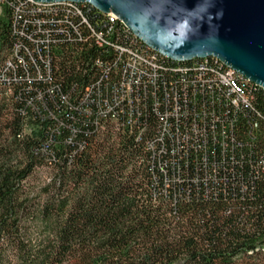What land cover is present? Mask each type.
<instances>
[{
	"label": "trees",
	"instance_id": "16d2710c",
	"mask_svg": "<svg viewBox=\"0 0 264 264\" xmlns=\"http://www.w3.org/2000/svg\"><path fill=\"white\" fill-rule=\"evenodd\" d=\"M229 68L0 0V264H264V89Z\"/></svg>",
	"mask_w": 264,
	"mask_h": 264
},
{
	"label": "water",
	"instance_id": "95a60500",
	"mask_svg": "<svg viewBox=\"0 0 264 264\" xmlns=\"http://www.w3.org/2000/svg\"><path fill=\"white\" fill-rule=\"evenodd\" d=\"M111 12L173 61L215 57L264 89V0H32Z\"/></svg>",
	"mask_w": 264,
	"mask_h": 264
},
{
	"label": "rangeland",
	"instance_id": "374dc122",
	"mask_svg": "<svg viewBox=\"0 0 264 264\" xmlns=\"http://www.w3.org/2000/svg\"><path fill=\"white\" fill-rule=\"evenodd\" d=\"M37 174H35L34 177L31 178L30 184L36 185L38 181L40 180V176L44 174V168H39L36 170Z\"/></svg>",
	"mask_w": 264,
	"mask_h": 264
},
{
	"label": "bare ground",
	"instance_id": "6f19581e",
	"mask_svg": "<svg viewBox=\"0 0 264 264\" xmlns=\"http://www.w3.org/2000/svg\"><path fill=\"white\" fill-rule=\"evenodd\" d=\"M55 3H58V2H55ZM55 3H52V4H55ZM40 4V3H38ZM84 4V3H82ZM93 7V6H92ZM106 13V12H105ZM108 15V17L111 19V12H108L106 13ZM120 22H122L120 19H118ZM123 23V22H122ZM124 24V23H123ZM125 25V24H124ZM140 39V38H139ZM142 41V40H141ZM143 42V41H142ZM144 43V42H143ZM145 44V43H144ZM146 45V44H145ZM147 46V45H146ZM151 48V47H150ZM153 49V48H152ZM154 50V49H153ZM155 52H157L156 50H154ZM158 53V52H157ZM212 57V56H211ZM215 58V57H213ZM216 59V58H215ZM221 62V61H220ZM226 65V64H225ZM231 72H235L236 74H238L236 71H234L231 67L229 68L228 72L227 73H231ZM238 75H241L240 73ZM243 76V75H242ZM244 77V76H243ZM245 78V77H244ZM247 79V78H246ZM248 80V79H247ZM249 81V80H248ZM251 82V81H250Z\"/></svg>",
	"mask_w": 264,
	"mask_h": 264
},
{
	"label": "built area",
	"instance_id": "2783aa9c",
	"mask_svg": "<svg viewBox=\"0 0 264 264\" xmlns=\"http://www.w3.org/2000/svg\"><path fill=\"white\" fill-rule=\"evenodd\" d=\"M111 19L115 21V20H118L119 18H117V16H115L114 14L111 13ZM223 79H225V80L230 79V77L228 76V73H226V72L224 73Z\"/></svg>",
	"mask_w": 264,
	"mask_h": 264
}]
</instances>
